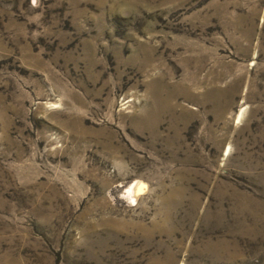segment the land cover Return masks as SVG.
<instances>
[{
  "label": "rangeland",
  "instance_id": "obj_1",
  "mask_svg": "<svg viewBox=\"0 0 264 264\" xmlns=\"http://www.w3.org/2000/svg\"><path fill=\"white\" fill-rule=\"evenodd\" d=\"M0 264H264V0H0Z\"/></svg>",
  "mask_w": 264,
  "mask_h": 264
}]
</instances>
